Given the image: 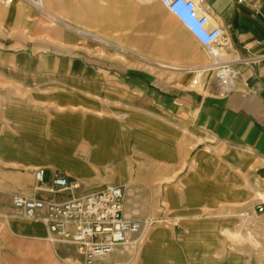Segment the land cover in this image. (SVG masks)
<instances>
[{
    "label": "crops",
    "instance_id": "crops-1",
    "mask_svg": "<svg viewBox=\"0 0 264 264\" xmlns=\"http://www.w3.org/2000/svg\"><path fill=\"white\" fill-rule=\"evenodd\" d=\"M195 2L208 16L210 27L222 32L219 59L234 71L228 84L213 79L212 72L203 67L209 64L204 49L161 0H43L55 29L44 30L48 43L30 47L50 51L51 63H57L72 78L86 81L85 102L94 112L95 99L118 108L108 109L113 115L106 117L105 124L114 130L102 134L101 146H91L96 142L94 134L86 136V145L91 147L88 151L96 162H106L125 177L132 176V159L126 151L120 150L118 155L111 146L105 148L111 155H96L98 148L110 144L119 133L121 142L134 138L138 157L155 165L165 162L166 175L174 174L171 166L183 131V143L199 146L190 153L194 163L184 181V190L194 202L190 207L244 206L257 197L264 199V0L247 4L234 0ZM26 17L19 6L1 4L0 52L28 44L27 35L18 31L36 32L37 25ZM110 49L119 53L115 59L129 56L131 63L112 61ZM100 92L104 96H99ZM107 96L118 99L112 102ZM89 123L92 126L94 121ZM144 143L150 144V151ZM33 167L43 169L48 177L45 185L55 174L75 180L66 172ZM160 174L153 165L151 175ZM105 183L96 181L97 187L86 186L82 192L112 185ZM22 186L16 188L21 195L47 194H33L35 190ZM188 226L193 230L198 223ZM21 228L33 238L47 237L40 222L24 223Z\"/></svg>",
    "mask_w": 264,
    "mask_h": 264
},
{
    "label": "rangeland",
    "instance_id": "rangeland-1",
    "mask_svg": "<svg viewBox=\"0 0 264 264\" xmlns=\"http://www.w3.org/2000/svg\"><path fill=\"white\" fill-rule=\"evenodd\" d=\"M13 4L23 9L37 31H18L27 35L28 44L9 53L0 52V264H81L71 246L51 242L48 236L33 238L21 228L29 221L13 215L12 196L22 194L16 188L24 184L25 189L34 190L33 166L70 174L79 183L80 192L86 186L97 187L96 181L122 186L124 213L140 221L142 229L96 264H264V211H257L258 197L238 207H190L194 202L184 190V181L194 163L190 153L199 146L183 143V131L171 166L175 173L168 176L165 162L155 165L138 157L134 138L122 143L119 133L102 147L126 151L132 159V176L125 177L106 162L94 160L86 136L94 134L96 142L91 146H101L102 134L114 130L105 124L106 117L113 115L108 109L118 108L95 99L94 112L85 102L86 81L72 78L57 63H51L50 51L30 47L48 43L44 30L55 26L22 3ZM109 54L112 61L131 63L129 56L115 59L119 53L114 49ZM207 59L210 64L211 59ZM101 93L99 96H104ZM107 98L112 102L118 99ZM143 145L150 151V144ZM153 165L162 174L152 176ZM43 181L47 184V175ZM190 223H198L197 228L190 229ZM133 239L138 241L132 244Z\"/></svg>",
    "mask_w": 264,
    "mask_h": 264
},
{
    "label": "built area",
    "instance_id": "built-area-1",
    "mask_svg": "<svg viewBox=\"0 0 264 264\" xmlns=\"http://www.w3.org/2000/svg\"><path fill=\"white\" fill-rule=\"evenodd\" d=\"M14 1L49 19L43 0H0V4L7 6ZM251 1L234 0L236 4ZM161 4L211 59V63L203 67L212 70L219 83L228 84L234 77V71L219 59L222 55L219 42L222 32L210 27L208 16L198 9L195 0H161ZM53 23L60 24L59 21ZM32 177L37 193L47 194L45 197L13 195V215L29 222H40L45 227L48 240L73 247L81 264H96L112 254L117 246L140 234L141 222L124 215L122 187L107 185L80 192L76 180L61 174H55L48 185L43 181V169L33 170ZM257 211H264L263 200Z\"/></svg>",
    "mask_w": 264,
    "mask_h": 264
},
{
    "label": "bare ground",
    "instance_id": "bare-ground-1",
    "mask_svg": "<svg viewBox=\"0 0 264 264\" xmlns=\"http://www.w3.org/2000/svg\"><path fill=\"white\" fill-rule=\"evenodd\" d=\"M13 3H11V4H9V5H12ZM209 70V69H208ZM209 71H211L212 72V70H209ZM106 147H105V145L103 146V147H100V148H98L97 149V156L98 157H100V156H109V155H111L106 149H105ZM118 151V150H117ZM115 154H118V155H120V153H119V151H118V153H115ZM114 155V153H112V156ZM35 190V189H34ZM261 201L263 200L264 201V199H260ZM138 240L137 239H133L131 242H132V244H135L136 242H137Z\"/></svg>",
    "mask_w": 264,
    "mask_h": 264
}]
</instances>
